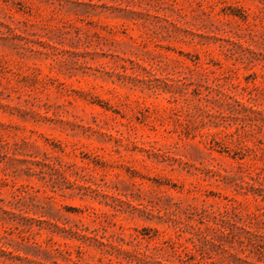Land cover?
Masks as SVG:
<instances>
[{
  "label": "rangeland",
  "instance_id": "obj_1",
  "mask_svg": "<svg viewBox=\"0 0 264 264\" xmlns=\"http://www.w3.org/2000/svg\"><path fill=\"white\" fill-rule=\"evenodd\" d=\"M0 264H264V0H0Z\"/></svg>",
  "mask_w": 264,
  "mask_h": 264
}]
</instances>
